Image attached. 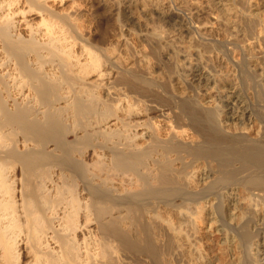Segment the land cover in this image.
I'll list each match as a JSON object with an SVG mask.
<instances>
[{"label": "bare ground", "instance_id": "6f19581e", "mask_svg": "<svg viewBox=\"0 0 264 264\" xmlns=\"http://www.w3.org/2000/svg\"><path fill=\"white\" fill-rule=\"evenodd\" d=\"M120 2L0 0V264H264V13L228 0L231 32L169 3L189 43L167 20L138 48Z\"/></svg>", "mask_w": 264, "mask_h": 264}, {"label": "rangeland", "instance_id": "374dc122", "mask_svg": "<svg viewBox=\"0 0 264 264\" xmlns=\"http://www.w3.org/2000/svg\"><path fill=\"white\" fill-rule=\"evenodd\" d=\"M79 6H86L87 5V2H88V0H74ZM121 2V8H120V14H122V16L124 17V19H125V24H126V27H127V29L128 30H132L131 31V33H129L128 31V33L125 31V36L123 35L122 37L123 38H125V39H127V38H129V39H127V40H129L130 42L132 41V39H133V45L135 46V45H137V46H135V47H138V48H142L143 46L145 47V44H146V41H142V39H140L137 35H138V33L140 32V31H142L143 29L145 30L146 28L148 29V27H150L149 29H156L158 32L159 31H161V32H163V29H164V32H165V27H166V24L169 22V20H170V23L169 24H167V28L169 29V27L171 28V30H167V28H166V30L167 31H171V33L172 34H176V32H177V34H176V36H172L171 35V38L169 39V41H171V42H173V43H177L178 41L179 42H181L182 40H183V44H182V42H181V44L180 45H185L186 43L188 44L189 43V40H191V39H189L188 37H190V36H187V35H181V33L183 32L181 29H179L178 27H180V25L178 24V23H180V21H181V17H180V14L178 13L177 14V12L176 11H173L172 9L174 8V10H175V5H179V4H187L189 1V5H187L188 6V8H190L189 6H192L191 8L192 9H194V11H195V9H197L196 10V13L195 12H193V15H194V18H195V20L196 19H198L197 20V22L198 23H200L201 24V26H210L211 25V22H212V24H214V23H218L221 19H224V18H220V14H218V12H220L221 11V9L222 10H226L227 9V7H228V0H120ZM164 1V2H163ZM179 1H181L180 3H179ZM209 1H211L212 2V5H211V3L209 2ZM219 1V2H218ZM130 2V3H129ZM153 2V3H152ZM175 2V3H174ZM177 2V3H176ZM185 2V3H184ZM216 3L215 5H214V3ZM173 4L174 3V6H172V8L170 7V4ZM204 3V4H203ZM250 3V4H249ZM158 4V5H157ZM210 5V6H207V5ZM227 4V5H226ZM145 5V7H143ZM149 5V6H148ZM154 5V6H153ZM169 5V6H168ZM184 5V6H185ZM249 5H250V12H253L252 14L253 15H256L257 14V16H259V15H261V13H264V12H262V11H264V0H248V7H249ZM168 6V7H167ZM186 6V7H187ZM203 6V7H202ZM205 6V7H204ZM207 6V7H206ZM223 6H227L226 8L225 7H223ZM194 7V8H193ZM215 7V8H214ZM169 8V9H168ZM171 8V9H170ZM200 8H202V9H204V10H202V9H200ZM217 9V11L215 12V10H212V9ZM218 8H219V10H218ZM145 9V10H144ZM224 10V11H225ZM204 12V13H202V12ZM223 11V12H224ZM226 13H228L227 12V10L225 11ZM224 12V13H225ZM199 13H201V14H199ZM195 14L197 15V16H195ZM199 14V15H198ZM218 14V16H216ZM229 14V13H228ZM259 14V15H258ZM169 16V17H168ZM199 16V17H198ZM214 16V17H213ZM215 16H216V18H215ZM227 16H230V14L229 15H226V16H224V17H227ZM256 16V17H257ZM126 17V18H125ZM213 17V18H212ZM222 17V16H221ZM170 18V19H169ZM173 19V21H172V19ZM216 20H215V19ZM220 20H219V19ZM85 19V20H84ZM84 22H83V21ZM167 20H168V22H167ZM201 20V21H200ZM213 20H215V21H213ZM225 20V19H224ZM85 21H86V23H85ZM89 21H91L89 18H87V17H83V19H81V22H83V24H87V23H90ZM178 23H177V22ZM222 21V20H221ZM220 21V22H221ZM137 22V23H136ZM175 23V25H176V27H177V29H176V27H175V25H174V23ZM219 22V23H220ZM226 22V21H222L221 23H220V25L218 24L217 26L220 28V29H223L222 27H224V23ZM136 23V24H135ZM139 23V24H138ZM172 23V25H170ZM179 26H178V25ZM210 24V25H209ZM231 24V23H230ZM230 24H228L227 22L225 23V27H226V25H228L227 26V28L225 29V27H224V30H222V31H227V30H232L231 29V25ZM172 26V27H171ZM174 26V27H173ZM222 26V27H221ZM146 27V28H145ZM172 28H174V31H173V29ZM230 28V29H229ZM140 29V31H138ZM183 29V28H182ZM177 30V31H176ZM180 30V31H179ZM133 31H138L136 34H135V32H133ZM173 31V32H172ZM182 31V32H181ZM233 31V30H232ZM231 31V32H232ZM132 32H133V35H132ZM163 32V33H164ZM175 32V33H174ZM179 32V33H178ZM181 32V33H180ZM183 33H185L186 34V32H183ZM179 34V35H178ZM130 35H132V37L130 36ZM135 35H136V38H135ZM181 35V36H180ZM182 37L181 39H180V37ZM173 37V38H172ZM177 37V38H176ZM131 38V39H130ZM135 39V40H134ZM179 39V40H178ZM174 40H178V41H174ZM181 40V41H180ZM136 44H135V43ZM192 41H190V43H191ZM140 44V45H139ZM142 44V45H141ZM178 44V43H177ZM176 44V45H177ZM142 46V47H141ZM195 47H197V46H195ZM198 50V49H197ZM213 57V56H212ZM212 57H211V60H212ZM199 60H202L200 63H202L203 62V64H201L200 66L201 67H203L202 69H203V74H207V72L210 74V72L208 71V68L207 69H205L206 68V66L207 67H209L210 66V64H212V62H214V61H211V60H208V62H206L207 60L205 59V60H203V59H200L199 58ZM152 62V61H151ZM205 63V64H204ZM207 63H208V65H207ZM250 64L249 65H247L246 66V68L247 69H245V71L248 73L250 70H251V68L249 67L250 65L251 66H253V64H251V63H253V62H249ZM152 65H151V67H152V70L153 71H155V73H156V75L157 74H160L161 72H162V69H160V68H162V67H158L157 65H156V63H151ZM156 66H155V65ZM205 67H204V66ZM160 66V65H159ZM254 67V66H253ZM252 67V68H253ZM183 70H185V73H186V75H187V71H186V69H184L183 67H181ZM180 68V69H181ZM249 68V69H248ZM182 69H181V71H182ZM209 69H211V67H209ZM257 69V70H256ZM204 70H206V72L204 71ZM248 70V71H247ZM245 71H243L242 72V74L240 75L241 77H239V85L237 86V88L239 89V91H240V89H241V91L240 92H238L239 94H240V98L243 100V102L245 103V107H247V109L249 110V113L251 112L252 113V115H251V117H252V119H253V122H254V120H258V119H256V118H261V102H262V100H261V95L259 94V92H262V89H260V87H261V85H259L258 83H260L259 82V80H257V79H259V77H260V69H258L257 67L255 68V70H254V68H253V71H250L246 76H247V78L246 77H244V73H245ZM184 72V71H183ZM185 73H184V75H185ZM242 75H243V77H242ZM248 76H250V79H249V77ZM252 77V78H251ZM244 78V79H243ZM187 79V76L185 77V81H187L188 83H189V81L188 80H186ZM241 79V80H240ZM243 80H246V81H243ZM241 81H242V83H241ZM257 82V83H255V82ZM214 82H215V80H214ZM214 82H213V78H211V83L210 82H208V84L206 83V85L205 86H207V87H205V86H203V84L204 83H200L199 85H201L202 84V86H199L198 85V87H200L199 88V90H198V93H197V98H203V100H204V102H206V101H209L210 100V98H207L206 96L208 95L209 97L212 95V96H214V95H216L217 94V92L215 91L216 89L214 88ZM180 89H181V94L184 96V97H189V95L190 94H192L193 93V90L189 87V88H187L186 87V85L185 84H183V83H181V82H179V81H175L174 82ZM194 83V84H193ZM192 84H191V86L192 85H195V83H197V82H193ZM216 83V82H215ZM218 83V82H217ZM220 86H221V83H218ZM242 84V85H241ZM256 84H257V86H256ZM218 85V86H219ZM188 86V85H187ZM260 86V87H259ZM237 89V90H238ZM259 90H261V91H259ZM180 94V95H181ZM200 94V95H199ZM204 94H207L206 96H203ZM181 95V96H182ZM260 95V96H259ZM205 98V99H204ZM193 102V100L191 99V100H188V101H186V103H183V104H185L186 106H189L191 103ZM191 110H192V112L194 113V114H197L198 115V117L201 119V122H202V126L205 128V129H209V128H211V126L212 127H214L213 126V122L212 121H214V118L213 117H207V119H206V117H205V114L204 113H197L195 110H194V105L192 106V108H191ZM211 116V115H210ZM260 116V117H259ZM212 164L213 165H215V162H212ZM216 176V173H214L213 175H212V177L214 178ZM175 217V216H174ZM172 218H173V216H172ZM174 219V218H173ZM176 219L177 218H175V221H176Z\"/></svg>", "mask_w": 264, "mask_h": 264}]
</instances>
